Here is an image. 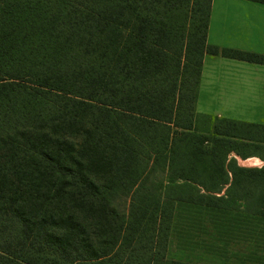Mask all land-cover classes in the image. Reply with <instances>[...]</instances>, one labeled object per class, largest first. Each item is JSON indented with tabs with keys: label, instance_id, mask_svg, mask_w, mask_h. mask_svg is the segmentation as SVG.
Returning <instances> with one entry per match:
<instances>
[{
	"label": "trees",
	"instance_id": "obj_1",
	"mask_svg": "<svg viewBox=\"0 0 264 264\" xmlns=\"http://www.w3.org/2000/svg\"><path fill=\"white\" fill-rule=\"evenodd\" d=\"M210 1L0 0V264L264 249V165L229 156L264 125L195 112L204 54H264L208 44Z\"/></svg>",
	"mask_w": 264,
	"mask_h": 264
},
{
	"label": "crops",
	"instance_id": "obj_2",
	"mask_svg": "<svg viewBox=\"0 0 264 264\" xmlns=\"http://www.w3.org/2000/svg\"><path fill=\"white\" fill-rule=\"evenodd\" d=\"M206 41L219 48L264 54V3L211 0ZM222 66L236 72L222 71L219 69ZM243 69L248 73H238ZM195 112L264 125V119H255L256 115L264 114V64L204 54ZM235 113H247L252 119L230 116Z\"/></svg>",
	"mask_w": 264,
	"mask_h": 264
},
{
	"label": "rangeland",
	"instance_id": "obj_3",
	"mask_svg": "<svg viewBox=\"0 0 264 264\" xmlns=\"http://www.w3.org/2000/svg\"><path fill=\"white\" fill-rule=\"evenodd\" d=\"M222 71H226L227 73L230 72H236V70H227L223 66L219 68ZM238 73H248L247 70H239ZM226 116V115H225ZM236 119H242V120H251L252 115L244 114V113H235L234 115H230ZM254 118V117H253ZM264 119V114L256 115L255 119ZM251 143H254V147H250L247 150L253 151L254 154L249 157H256L257 160L255 162H246L247 159H241V157L236 156L237 165L239 166H246V167H253V166H261L264 165V143L253 141ZM229 156H235L234 154H230ZM224 190V189H223ZM223 192V191H222ZM126 202H121V208H126ZM227 255L226 258L213 256L212 254H207L204 251L201 250H180L175 248V245L171 243L167 250V256L169 258H175L180 259L184 261H190L197 264H264V249H256L252 246L250 243H239L234 244L228 247L227 249ZM255 251L256 255L252 256V259L250 261L247 260V256L249 252ZM250 257V256H249ZM258 257V258H257Z\"/></svg>",
	"mask_w": 264,
	"mask_h": 264
},
{
	"label": "bare ground",
	"instance_id": "obj_4",
	"mask_svg": "<svg viewBox=\"0 0 264 264\" xmlns=\"http://www.w3.org/2000/svg\"><path fill=\"white\" fill-rule=\"evenodd\" d=\"M257 160V158L256 157H249V159L248 160H246V162H255Z\"/></svg>",
	"mask_w": 264,
	"mask_h": 264
}]
</instances>
